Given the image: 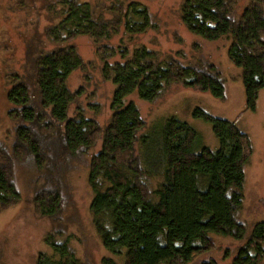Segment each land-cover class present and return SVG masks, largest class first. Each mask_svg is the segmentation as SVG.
I'll use <instances>...</instances> for the list:
<instances>
[{
	"label": "trees",
	"instance_id": "16d2710c",
	"mask_svg": "<svg viewBox=\"0 0 264 264\" xmlns=\"http://www.w3.org/2000/svg\"><path fill=\"white\" fill-rule=\"evenodd\" d=\"M49 12L55 21L47 28V38L54 47L34 59L37 96H32L30 85L19 75L8 91L14 105L9 115L19 125L11 147L0 140V213L21 202L13 167L16 161L30 158L44 173L36 188L35 207L41 215L58 216L63 209L62 187L52 176L50 164L56 157L44 139L56 137L57 156L66 161L88 152L102 138V148L90 163L88 182L93 191V220L111 254L124 256V264H188L211 251L214 235H221L245 241L233 264H260L264 221L247 235L239 219L245 167L253 152L249 134L235 121L198 108L195 114L212 125L217 148L202 146L201 133L173 116L162 124L156 140L143 135V145L137 149L146 122L138 105L127 102L134 93L153 102L173 84L226 99L221 72L214 66L184 65L173 58L161 61L159 52L145 45L130 52L127 46L102 44L122 30L134 37L156 27L149 8L139 1L113 0L99 11L89 1L54 0ZM181 18L195 35L230 41L228 54L242 69L246 106L256 110L264 88V0H250L241 13H237V0H183ZM82 35L94 40L104 62L103 78L116 85L113 113L105 129L82 112L69 117L80 92H73L68 81L84 67L73 41ZM116 56L121 60L111 62ZM52 245L54 254H41L37 264H87L75 256L68 240ZM103 264L117 262L106 257Z\"/></svg>",
	"mask_w": 264,
	"mask_h": 264
},
{
	"label": "rangeland",
	"instance_id": "374dc122",
	"mask_svg": "<svg viewBox=\"0 0 264 264\" xmlns=\"http://www.w3.org/2000/svg\"><path fill=\"white\" fill-rule=\"evenodd\" d=\"M54 0H0V140L10 147L15 139L19 121L9 115L14 105L8 99L15 76L19 75L30 85L35 98L37 89L33 62L42 50L54 44L47 38V28L55 19L49 12ZM89 1L96 10L113 0ZM145 4L152 15L155 28L130 37L122 30L111 40L102 44L134 48L145 45L159 52V60L178 59L184 65L216 67L225 81L226 99L201 91L173 84L153 102L130 95L127 102L134 101L146 122L139 132L137 149L143 145V135L157 138L162 124L177 117L195 127L202 135V146L217 148L219 141L212 125L196 115L198 108L209 114L235 121L237 126L249 134L253 152L245 167L246 182L244 204L239 214L247 235L256 223L264 221V88L261 89L256 110L246 106V92L242 80V69L235 66L228 54L230 41L226 38L207 40L191 33L181 18L183 0H128ZM250 0H237V13H241ZM84 67L70 76L68 84L73 92H80L69 108V117L82 112L96 119L105 129L111 121V103L116 85L103 78V60L97 53L94 40L82 35L74 39ZM121 60L120 56L110 59ZM47 135V133H44ZM44 139L45 146L55 158L50 164L53 178L61 183L63 196L62 212L56 217L41 215L35 207L36 188L43 182L33 159L16 161L13 177L22 194L20 203L0 213V264H37L41 254H54L52 242L69 241L75 256L87 264H103V259L112 257L117 264H124V256L111 254L103 245L97 232L91 203L93 191L88 182L93 155L100 152L102 138L88 152H80L64 161L57 156L54 139ZM52 236L51 241L48 238ZM245 241L214 235L213 249L201 254L188 264H233L239 248ZM260 264H264V259Z\"/></svg>",
	"mask_w": 264,
	"mask_h": 264
}]
</instances>
